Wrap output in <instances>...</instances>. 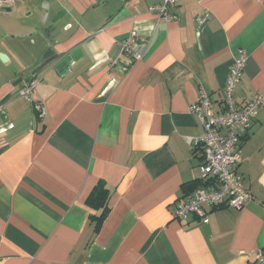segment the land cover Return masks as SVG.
Instances as JSON below:
<instances>
[{
	"label": "crops",
	"instance_id": "obj_1",
	"mask_svg": "<svg viewBox=\"0 0 264 264\" xmlns=\"http://www.w3.org/2000/svg\"><path fill=\"white\" fill-rule=\"evenodd\" d=\"M160 3L54 0L46 24L29 16L0 28L10 37L0 40V264H257L264 109L237 167L251 202L205 206L203 220L175 211L203 179L202 149L189 141L203 132L189 110L200 88L220 110L243 52L235 98L264 94V0H180L170 22L149 10ZM129 38L138 60L123 50ZM34 76L33 100L19 96ZM99 183L108 211L95 231Z\"/></svg>",
	"mask_w": 264,
	"mask_h": 264
},
{
	"label": "built area",
	"instance_id": "obj_2",
	"mask_svg": "<svg viewBox=\"0 0 264 264\" xmlns=\"http://www.w3.org/2000/svg\"><path fill=\"white\" fill-rule=\"evenodd\" d=\"M180 0H162V3L150 6L149 10L167 22L173 21L177 15L171 11ZM210 18L209 12L199 15L196 20L205 24ZM138 43L129 38L123 43L124 52L135 60L142 53L137 50ZM245 70V54L234 60L223 90L222 107L216 110V104L211 95L203 88L196 100L190 106V113L196 115L202 122L203 132L190 138L193 146L202 149V178L211 186H199L189 195L188 199L179 203L175 216L187 220L191 214L199 219H206L205 206L218 208L228 206L243 208L253 199V195L242 181L237 171L240 158V147L253 120L261 109H264V94H255L248 102L239 103L235 93ZM39 78L34 76L18 90L17 94L33 100ZM38 117L45 116V106L34 101ZM0 116L6 118L5 104L0 102ZM257 264H264V250L256 252Z\"/></svg>",
	"mask_w": 264,
	"mask_h": 264
},
{
	"label": "flooded vegetation",
	"instance_id": "obj_3",
	"mask_svg": "<svg viewBox=\"0 0 264 264\" xmlns=\"http://www.w3.org/2000/svg\"><path fill=\"white\" fill-rule=\"evenodd\" d=\"M36 9L29 0H0V26L15 18H19L20 22L29 16L33 18ZM1 39H6V35L0 37Z\"/></svg>",
	"mask_w": 264,
	"mask_h": 264
},
{
	"label": "trees",
	"instance_id": "obj_4",
	"mask_svg": "<svg viewBox=\"0 0 264 264\" xmlns=\"http://www.w3.org/2000/svg\"><path fill=\"white\" fill-rule=\"evenodd\" d=\"M245 138V137H244ZM243 138V140H244ZM205 186L207 185V181H205L204 179H199V180H195L190 182V185H187L188 187L191 188V190H195L196 188H198L199 186ZM107 196H108V191L106 189V186L104 185V183H99L91 198H95L94 200L97 202V205H100L103 207V212L100 216L96 217V226H95V231H98L101 227V223L108 211V207H107Z\"/></svg>",
	"mask_w": 264,
	"mask_h": 264
},
{
	"label": "water",
	"instance_id": "obj_5",
	"mask_svg": "<svg viewBox=\"0 0 264 264\" xmlns=\"http://www.w3.org/2000/svg\"><path fill=\"white\" fill-rule=\"evenodd\" d=\"M29 1L32 5H34L37 8L36 9L37 11H35L33 18L36 20H39L41 24H46L49 13L51 12V10L53 8L54 0H29ZM41 16H42V18H40ZM10 23H16L19 26H21L19 18H15V19L11 20L10 22L2 23L0 28L3 29L6 24L8 25ZM14 38L21 39V37H18V36L14 37ZM0 57L2 58V60L5 59L2 55Z\"/></svg>",
	"mask_w": 264,
	"mask_h": 264
},
{
	"label": "rangeland",
	"instance_id": "obj_6",
	"mask_svg": "<svg viewBox=\"0 0 264 264\" xmlns=\"http://www.w3.org/2000/svg\"><path fill=\"white\" fill-rule=\"evenodd\" d=\"M9 39H10V37L7 39H2V41L4 42V44H7L9 42Z\"/></svg>",
	"mask_w": 264,
	"mask_h": 264
}]
</instances>
